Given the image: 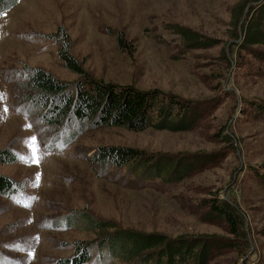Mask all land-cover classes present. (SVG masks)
<instances>
[{"label": "rangeland", "instance_id": "rangeland-1", "mask_svg": "<svg viewBox=\"0 0 264 264\" xmlns=\"http://www.w3.org/2000/svg\"><path fill=\"white\" fill-rule=\"evenodd\" d=\"M241 1L18 0L0 13V149L17 157L0 163V174L19 188L0 194V264H57L71 257L75 243L96 239L69 224L80 211L171 237L226 236L199 215L200 201L217 195L234 200L246 216L249 244L215 253L209 264H264V181L253 173L264 163V115L252 105L264 99V61L241 52L229 66L222 53L233 41L230 18ZM174 25L217 44L188 49ZM64 44L93 78L197 102L201 120L188 131L77 121L54 130L40 117L41 109L21 99L16 75L40 68L74 83L79 77L60 55ZM255 48L264 51V45ZM225 132L231 144L221 141ZM33 137L38 163L22 159L32 156ZM103 146L133 147L148 156L210 152L216 161L170 184L127 166H92L89 152ZM90 253L83 264H124L96 244Z\"/></svg>", "mask_w": 264, "mask_h": 264}, {"label": "trees", "instance_id": "trees-1", "mask_svg": "<svg viewBox=\"0 0 264 264\" xmlns=\"http://www.w3.org/2000/svg\"><path fill=\"white\" fill-rule=\"evenodd\" d=\"M17 2L0 0V13ZM174 33L181 36L188 49L209 48L217 44L215 39L182 25H174ZM229 38L233 41L222 47L223 58L229 66L232 64L230 59L241 52L264 61V51L255 48L264 45V0H243L233 7ZM60 55L65 65L78 75L79 79L74 83L61 81L40 68L21 70L16 75L22 80L17 84L21 99L41 109L40 117L54 130L77 121L91 127L118 126L135 131L148 127L188 131L202 118L203 110L197 102L158 89H139L130 84L119 85L93 78L69 54L67 44L62 46ZM252 105L264 115V99L254 101ZM220 135L222 142L231 144L230 134ZM215 155L202 152L148 156L133 147L103 146L89 152L88 159L94 167L127 166L142 177L153 179L158 176L171 184L181 181L197 167L214 163ZM16 160L14 152L8 148L0 149V163ZM254 168L255 176L264 181V163ZM17 185L11 178L0 174V194L10 195L19 189ZM200 203V219L220 225L226 236L202 233L171 237L160 232L122 228L116 222L102 221L80 211L73 214L77 215V220L70 218L69 224L94 233L96 241L75 243L74 254L57 261V264L87 262L95 244L124 264H209L215 253L239 249L240 243L248 246L246 216L234 200L217 195L203 198ZM261 232L264 235V227Z\"/></svg>", "mask_w": 264, "mask_h": 264}, {"label": "snow or ice", "instance_id": "snow-or-ice-1", "mask_svg": "<svg viewBox=\"0 0 264 264\" xmlns=\"http://www.w3.org/2000/svg\"><path fill=\"white\" fill-rule=\"evenodd\" d=\"M29 127H30V125H29ZM35 141H36L35 137L31 138L30 146H32V156L31 157H22V159H25L26 161H30L32 163H38L39 162L40 157L37 154L38 149L33 146L35 144Z\"/></svg>", "mask_w": 264, "mask_h": 264}]
</instances>
